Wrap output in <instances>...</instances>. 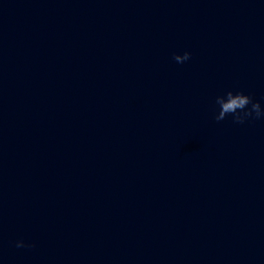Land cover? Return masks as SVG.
I'll return each instance as SVG.
<instances>
[{"label": "water", "instance_id": "water-1", "mask_svg": "<svg viewBox=\"0 0 264 264\" xmlns=\"http://www.w3.org/2000/svg\"><path fill=\"white\" fill-rule=\"evenodd\" d=\"M227 91L264 109V0H0V264H264Z\"/></svg>", "mask_w": 264, "mask_h": 264}, {"label": "clouds", "instance_id": "clouds-1", "mask_svg": "<svg viewBox=\"0 0 264 264\" xmlns=\"http://www.w3.org/2000/svg\"><path fill=\"white\" fill-rule=\"evenodd\" d=\"M190 59L191 53L189 52H184L183 55H173V60L178 64H183ZM215 105L218 108L215 115L217 122L223 121L229 116L236 124L264 118V109L261 108L260 103L254 102L251 96L245 95L243 92L227 91L225 94L216 97ZM16 247H34V245H26L23 241H18Z\"/></svg>", "mask_w": 264, "mask_h": 264}]
</instances>
